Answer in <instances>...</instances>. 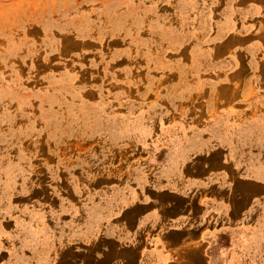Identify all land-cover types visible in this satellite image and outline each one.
Segmentation results:
<instances>
[{
	"label": "rangeland",
	"instance_id": "374dc122",
	"mask_svg": "<svg viewBox=\"0 0 264 264\" xmlns=\"http://www.w3.org/2000/svg\"><path fill=\"white\" fill-rule=\"evenodd\" d=\"M255 2L0 0V264H150L167 204L226 184Z\"/></svg>",
	"mask_w": 264,
	"mask_h": 264
},
{
	"label": "crops",
	"instance_id": "0c3cea01",
	"mask_svg": "<svg viewBox=\"0 0 264 264\" xmlns=\"http://www.w3.org/2000/svg\"><path fill=\"white\" fill-rule=\"evenodd\" d=\"M254 4L243 20L250 71L228 74L224 104L209 107L216 123L209 143L224 145L226 168L220 176L226 184L194 190L183 216L180 207L168 219L167 204L161 226L164 219L173 223L162 227L158 243L154 238L143 254L150 264H264V0ZM236 80L243 81L240 87ZM222 128L223 136H217ZM249 161L257 162L255 170L247 169ZM210 171L217 175V168Z\"/></svg>",
	"mask_w": 264,
	"mask_h": 264
}]
</instances>
